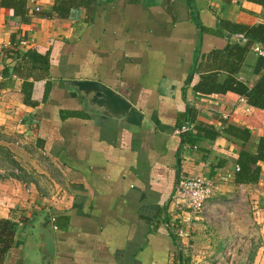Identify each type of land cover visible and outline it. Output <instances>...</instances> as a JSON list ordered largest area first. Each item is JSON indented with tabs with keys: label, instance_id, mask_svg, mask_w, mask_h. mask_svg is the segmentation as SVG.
Listing matches in <instances>:
<instances>
[{
	"label": "crops",
	"instance_id": "1",
	"mask_svg": "<svg viewBox=\"0 0 264 264\" xmlns=\"http://www.w3.org/2000/svg\"><path fill=\"white\" fill-rule=\"evenodd\" d=\"M55 5L28 0L24 21L0 0V221L19 224L5 264H43L34 227L52 218L53 264H207L228 259L231 244L232 264H264V162L257 184L234 181L240 152L257 154L264 138V110L193 89L202 75H229L209 55L247 44L220 22L262 24L264 0H95L89 17H49ZM256 44L236 75L249 87L264 74ZM16 50L49 54L50 77L14 72ZM85 79L126 98L141 126L103 115L66 85ZM189 109L219 135L182 145ZM222 119L251 130L250 140L223 132ZM199 175L214 195L195 220L172 197L182 176Z\"/></svg>",
	"mask_w": 264,
	"mask_h": 264
},
{
	"label": "trees",
	"instance_id": "2",
	"mask_svg": "<svg viewBox=\"0 0 264 264\" xmlns=\"http://www.w3.org/2000/svg\"><path fill=\"white\" fill-rule=\"evenodd\" d=\"M95 0H56V5L52 14H47L49 17L56 15L59 18H68L73 10L85 9L89 14L92 10V4ZM28 0H1V5L4 8L12 9L16 16L22 20H28ZM220 33L226 31L230 34H243L247 39L245 46L230 45L225 51L214 52L208 58L216 59L221 56L224 62V69L228 72V77L224 82H218V73L213 71L208 75H202L198 83L193 87L197 94H226L233 92L244 99L247 103L257 109L264 110V74L259 78L253 87H249L236 77L241 70V65L244 61L245 54L250 50L251 46L256 43L264 44V22L255 26H248L230 21H221L217 28ZM19 50L13 53L17 54L18 61L15 64L14 72L22 74L24 71H29L34 80L50 77L51 61L50 55H41L34 50L26 51L22 56ZM234 58V62L232 59ZM201 63L198 67L200 72ZM191 79L190 82H192ZM34 81L25 80L22 91L25 95V101L28 104L32 102V91ZM51 86L48 84L45 93V101L49 98ZM186 119L189 124L193 125V130L187 131L185 144H194L199 138L215 139L219 135V131L215 127L197 122V112L194 109H189ZM223 132L238 138L243 142H248L251 138V130L241 128L230 124L222 119ZM264 162V138L261 139L257 154L253 155L244 149L240 152L237 164L239 171L235 175L236 184H257L261 176L260 163ZM19 230V224L11 220L0 221V264H5L8 254L15 246L16 237Z\"/></svg>",
	"mask_w": 264,
	"mask_h": 264
},
{
	"label": "water",
	"instance_id": "3",
	"mask_svg": "<svg viewBox=\"0 0 264 264\" xmlns=\"http://www.w3.org/2000/svg\"><path fill=\"white\" fill-rule=\"evenodd\" d=\"M67 87L75 89L91 108H97L103 115H109L115 119L122 118L133 126H141L143 116L132 104L116 91L97 80H71ZM186 132L183 133V141ZM40 241V255L43 264H53L56 252L55 231L49 220L40 221L35 227Z\"/></svg>",
	"mask_w": 264,
	"mask_h": 264
},
{
	"label": "built area",
	"instance_id": "4",
	"mask_svg": "<svg viewBox=\"0 0 264 264\" xmlns=\"http://www.w3.org/2000/svg\"><path fill=\"white\" fill-rule=\"evenodd\" d=\"M26 45L27 43L22 41L19 43V48ZM252 50L258 57L264 59L263 44H256L252 47ZM189 128L186 127L184 131L186 132ZM237 171H239V166H236L235 168V172ZM229 179H231V175L223 177V180ZM213 195L214 182L208 176H182L176 184L172 201L179 211L189 213V215L196 220L199 219L198 216L204 211L207 202L213 197ZM188 220L187 217L183 218V222H187ZM51 222L54 229H57L54 225L55 218H52Z\"/></svg>",
	"mask_w": 264,
	"mask_h": 264
},
{
	"label": "rangeland",
	"instance_id": "5",
	"mask_svg": "<svg viewBox=\"0 0 264 264\" xmlns=\"http://www.w3.org/2000/svg\"><path fill=\"white\" fill-rule=\"evenodd\" d=\"M217 204H221V202L218 200L217 201ZM234 249H236V246H234L233 244H231L229 247H228V250H229V252H230V254L228 255V259H224L223 258V260H217V259H215V260H213V261H209V262H207V264H232L233 263V259H232V253H233V251H234ZM234 264H235V262H234Z\"/></svg>",
	"mask_w": 264,
	"mask_h": 264
}]
</instances>
